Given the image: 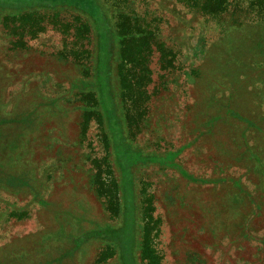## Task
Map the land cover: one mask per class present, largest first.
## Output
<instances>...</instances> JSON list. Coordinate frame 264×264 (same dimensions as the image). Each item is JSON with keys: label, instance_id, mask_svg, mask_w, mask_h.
Segmentation results:
<instances>
[{"label": "rangeland", "instance_id": "1", "mask_svg": "<svg viewBox=\"0 0 264 264\" xmlns=\"http://www.w3.org/2000/svg\"><path fill=\"white\" fill-rule=\"evenodd\" d=\"M251 1L213 19L175 0H0V264H144L149 199L161 264H264V19L228 16ZM30 12L41 29L17 22L15 47L5 18ZM127 15L173 60L161 71L153 57L149 109L130 127Z\"/></svg>", "mask_w": 264, "mask_h": 264}, {"label": "trees", "instance_id": "2", "mask_svg": "<svg viewBox=\"0 0 264 264\" xmlns=\"http://www.w3.org/2000/svg\"><path fill=\"white\" fill-rule=\"evenodd\" d=\"M175 1L181 4L182 7L192 14L215 19L221 18L224 13L228 12V9L231 8L229 5L233 0ZM232 9L233 14L228 15L230 18L236 19V17H239V13H247V11L251 10L250 13L254 19L256 18V21H258L257 19L260 18L264 19V0H252L250 2V8L247 6V9L241 8L239 5L232 7ZM127 16L119 17V22L117 24L116 33L119 37V63L117 65V81L118 88L120 90V98L124 103H131L127 110H124L123 108L125 113H123V124L126 125V127H130L134 125L133 121L135 120L139 121L138 126L143 125V117L146 115L149 109L148 104L151 96L153 95V92H151L150 89L156 80L151 67L153 57L155 55L157 56V60L160 64L159 69L161 71L167 70L169 67L173 68V60L166 58L164 44L161 41L155 40L151 35L148 34V31L141 28V23H143L142 21H146L144 18H142L141 22H138L136 18H132L129 15ZM48 18L51 20V22L55 21L54 25H59L60 29L63 31H65L67 27H74L77 29L75 35H77L76 37H79L78 39H80L81 36H79V34H82L83 32L81 29L80 32H78L80 26L77 23L74 24V22H67V19L63 15L56 12L49 13ZM43 19L44 15H42L41 12H30L5 18L6 22H10L12 24L11 27L9 26L8 31H10L9 33L13 34L9 36L13 38L14 34H18V37L14 38L15 40L12 42L13 46L16 47L17 45H23L22 40H20L22 33L17 32L19 29V25L16 24L17 22L21 25L23 22H25V20H27L30 22V27L36 30L41 29L39 24ZM83 30L88 31L89 29L87 26H84ZM81 39L87 38L81 37ZM92 113L94 112L84 110V117L82 119L84 130H87V126L92 119L89 117V115ZM181 173L184 172L181 171ZM101 179V172L99 169L98 173L96 174L97 182L95 183L99 187L97 194L99 197L105 196V199L108 198V202L111 204L113 201L112 196H110L111 194L109 193L111 190L107 189V191H101V188L103 189L104 187V183L101 181ZM116 209L117 208L114 207L113 211H116ZM143 219L147 222H145V224L141 227V241L139 242L138 248L140 260L144 264H161V257L159 258V255H154V250L151 245L152 243H150L151 231L158 227L160 222L158 216L154 217V206L150 199L147 201V207L145 206L144 208Z\"/></svg>", "mask_w": 264, "mask_h": 264}]
</instances>
